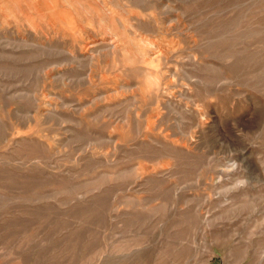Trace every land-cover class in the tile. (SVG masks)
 <instances>
[{
	"label": "rangeland",
	"instance_id": "374dc122",
	"mask_svg": "<svg viewBox=\"0 0 264 264\" xmlns=\"http://www.w3.org/2000/svg\"><path fill=\"white\" fill-rule=\"evenodd\" d=\"M0 264H264V0H0Z\"/></svg>",
	"mask_w": 264,
	"mask_h": 264
}]
</instances>
